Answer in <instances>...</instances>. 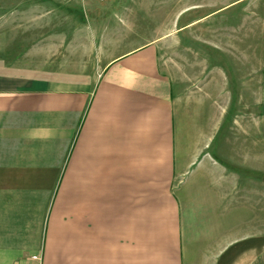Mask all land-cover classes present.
Masks as SVG:
<instances>
[{"label": "crops", "instance_id": "1", "mask_svg": "<svg viewBox=\"0 0 264 264\" xmlns=\"http://www.w3.org/2000/svg\"><path fill=\"white\" fill-rule=\"evenodd\" d=\"M21 1L12 18L51 19L44 0ZM6 42L0 264H264V19L254 73L219 75L218 150L200 159L212 140L193 153L180 138L153 45L76 74L10 59ZM98 45L96 31L78 49Z\"/></svg>", "mask_w": 264, "mask_h": 264}, {"label": "rangeland", "instance_id": "2", "mask_svg": "<svg viewBox=\"0 0 264 264\" xmlns=\"http://www.w3.org/2000/svg\"><path fill=\"white\" fill-rule=\"evenodd\" d=\"M33 1H21L19 9L32 10ZM44 1L51 10L50 20H16L11 0L0 3V31L6 33L8 58L43 63L52 72L89 74L96 64L153 45L158 68L172 81L180 103V125L185 128L180 138L190 140L189 150L194 153L209 136L210 149L198 159L206 152L217 154L219 103H224L219 75L225 71L254 73L260 56L264 0ZM37 3L42 4L41 0ZM60 24L68 32L63 45ZM76 28L79 34L74 33ZM96 31L98 49L85 56L79 44H87ZM227 118L229 114L223 116V125ZM230 119L234 120L233 114ZM206 124L211 130H203ZM228 132L233 136L234 131Z\"/></svg>", "mask_w": 264, "mask_h": 264}]
</instances>
